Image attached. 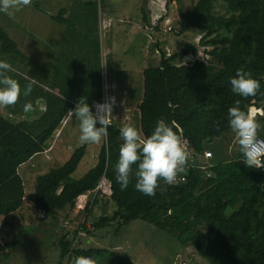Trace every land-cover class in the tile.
<instances>
[{
	"label": "trees",
	"instance_id": "16d2710c",
	"mask_svg": "<svg viewBox=\"0 0 264 264\" xmlns=\"http://www.w3.org/2000/svg\"><path fill=\"white\" fill-rule=\"evenodd\" d=\"M170 1L166 3L167 12ZM219 3L225 12L216 9ZM65 13L62 8L51 18L65 24V39L73 41L75 22ZM177 13L182 30L196 29L199 40L197 43L185 42L169 55L159 44V61L141 71L143 94L134 109L142 139L151 134L158 120L169 125L176 122L178 127L174 130L182 135L183 144L195 154L188 159L184 179L166 186L163 193L158 189L154 197L145 196L135 189L136 165H133L128 188L121 191L113 165L123 142L119 129L126 123L112 119L108 136L97 154L98 160L82 176L76 178L72 174L87 153L85 143L63 164L35 179L32 200L37 213L43 209L46 216L56 218L64 209L74 207L80 196L86 195L83 209L86 214H91L92 205L98 201L97 193L92 200H87V194L97 192L102 179L109 182V199L116 206L111 214H104L90 224L84 220L74 232H62L58 241L60 256L55 264H62L69 252L73 262L77 256H87L95 264H134L121 251L101 244V240L95 244L90 236L103 239L108 232L104 231L106 227L116 224V233L120 227L138 219L164 231L180 245L193 242L210 264H264V172L246 167L240 161L243 156L239 150L235 156L209 165L196 157L204 156L206 151L212 153L209 158L215 155L207 145L218 139L220 145L224 142L222 137L230 131L228 108L234 106L237 99L245 111L264 99V0H197L188 9L179 8ZM144 18L150 28L143 32L151 37L158 23L154 27L148 15ZM0 44L5 54L25 61L30 59L2 25ZM99 47L98 42L96 64L90 70L89 62L85 80L90 78L91 82L97 76L101 84ZM199 52L206 58L200 57ZM188 55L193 59L177 63L178 59ZM237 68L251 71L259 80L261 88L254 97L245 99L231 92L230 77L235 75ZM9 75L17 76L24 86L32 82L31 94L24 96L22 93L20 98L30 103L43 99L44 111L35 120L14 121L0 115V217L13 214L24 205L25 183L20 166L49 148L48 140L80 99L92 110L93 100L103 99L100 89L96 97L83 98V92L72 96L73 90L80 87L78 80L70 84V95L65 94L63 91L70 76L64 72L59 73L62 82L57 92L17 72L12 71ZM159 183L164 184L163 180ZM84 237L88 240L86 246H83Z\"/></svg>",
	"mask_w": 264,
	"mask_h": 264
},
{
	"label": "rangeland",
	"instance_id": "374dc122",
	"mask_svg": "<svg viewBox=\"0 0 264 264\" xmlns=\"http://www.w3.org/2000/svg\"><path fill=\"white\" fill-rule=\"evenodd\" d=\"M35 1L36 0H32V3ZM52 1H54V4L56 3L58 7L65 6L67 9L73 7L75 13L72 12L69 17L72 21L76 20V12H80V15H82V22L80 21V25L78 26L77 23L74 26L76 34L74 33L73 41L67 39L66 43L64 41H59V44L56 43L55 46L53 44L52 58L48 59L52 64H55L56 67L54 66V69H56L60 61V58L57 59L59 49L62 51L60 52L62 55L69 52V55H67L68 63L72 64H70V66L67 64V67H63L64 72L70 76L67 81L65 80L68 84L63 92L70 95V84L74 80L79 81L80 87L73 90V93H71L72 96L75 93L81 94V92H83V98H87L89 95H95L99 88L101 89V84L98 82L97 76L93 77V75H91V77H93L91 82L90 78L87 81L84 80V77L89 62L90 70L93 69V64L97 58V43L99 42L100 46L102 45L104 47V50L105 45L108 44L111 48V52L105 55L108 76L113 78L120 76V79L127 76V79H124L123 82L133 80L131 84L132 89L128 88V95L124 94V90L126 89L125 86H123V89H106L104 98L108 95H114L117 100V104L113 108L110 117L112 119L117 117L127 122L131 121L130 124L139 129L138 115L134 107L142 98L143 94V78L141 71L144 67L156 64L159 61L160 54L157 51L159 44L161 48L167 52V55H169L183 46L185 42H198L200 37L198 31L196 29L182 30V25L177 13L179 8L188 9L197 0H171L168 12L166 5L167 0ZM87 2H92V4L88 5ZM38 3L43 4L41 1ZM95 4L96 8L94 7ZM138 6H140V9H143L142 11L145 10L148 12L144 15L149 16L154 27L155 24L158 23V28H155V33L151 37L144 34L143 30L136 27L137 25H141V19L144 18L141 13L139 14ZM54 7H56V5H50L49 7L45 6L44 3L41 8L49 9L52 13L56 14L58 9L54 10ZM106 9L114 13L111 19L113 27L106 29L107 27L102 26L104 25L102 22L100 29L97 25V19L99 17H102L100 18L101 20L104 19ZM216 9L225 12L224 7L220 3L216 5ZM133 11L134 13L138 12V14L136 13L133 15ZM42 12L45 13L44 10H42ZM39 16L45 18L35 10L33 4H31L30 7H25L21 11L16 12L12 18L0 13V22L17 25L19 32L14 33L16 37H14V39L19 41L17 43L23 54L24 52L21 47L25 48L24 51L28 52L29 50L27 47L31 44L27 43V40L21 36V31H23L24 34L28 33L31 37L38 36V30L34 28L32 24L44 26L45 22L42 21ZM49 20L50 19H48V21ZM108 25L109 24H107V26ZM55 28L57 41V36L59 35V38H61L62 32H58L59 26L57 24ZM165 29H167V32L164 34ZM180 30H182L181 33H179ZM163 37L165 39H163ZM35 40L40 42L38 39ZM147 40H149V47L145 46ZM142 43L145 45H142ZM41 44L42 46L39 47L38 51L47 49L48 45L45 44V42ZM42 54L47 55L41 53V55ZM198 55L206 58L201 52H199ZM12 58H15V55H9V57L4 56V59L12 64L15 72H19L22 76L29 77L32 81H38L40 84H44L47 89H50L52 92L59 91V84L62 82L59 77H53L51 80L43 79L48 75L47 72L46 75L44 73L46 70L44 66L46 65L38 66L34 64V66L30 65L29 67L26 65L25 68H22L20 64ZM191 59H193V57L188 55L178 59L177 63L183 64ZM64 63H66V61ZM39 67H41V77H39ZM99 67L101 73V65H99ZM132 68L135 69L129 71L127 74L123 71ZM119 72H121V74H119ZM55 78L57 79L55 80ZM126 93H128L127 89ZM97 102L98 101H94L93 105ZM26 103L31 104L33 107L35 104V102L30 103V101L25 100V104ZM42 103L44 104V101L40 102L38 107L44 110V106L41 105ZM256 106L258 109H262L263 113L256 115V119L261 125L258 136L264 137V99ZM33 107H31V110ZM28 113L29 111L25 114V118H28ZM19 114L22 117V114ZM14 120H17V118L15 117ZM99 126L100 125L97 124V127ZM79 137V121L68 113L63 118L62 124L48 140V142H50L49 148L42 153L34 155V157L30 159V162H25V164L20 166L21 175L25 183V203L18 211L13 213V215L5 217L6 219H4L3 224L0 225V264H55L60 256L58 241L62 232H74L84 220H87V223L90 224L94 222L96 218L104 214H111L116 208L115 204L109 199V194L111 192L109 182L106 179H102L100 183L101 186H98L99 189H97V192L94 191L87 194V200H92L95 193H97L98 201L96 204L92 205L91 214H86V211L83 209L86 203L85 195L77 199L74 207L66 208L58 213L56 218L46 216L40 220V216L36 212L31 199L34 195L35 179L39 174L45 173L50 168L63 164L69 155L83 144ZM222 139L224 140V142H221L222 146L218 142L219 139L207 145V149L212 150L215 155L213 154L214 156L212 158L203 159L205 164L209 165L213 161L223 160L237 154L236 151L239 150V146L235 142V134L232 132L231 128L228 133L224 134ZM104 140L105 139L102 138L100 143H85L88 146L87 153L80 162L77 170L72 174L73 177L77 178L82 176L93 163L98 160L97 154ZM116 227V224L111 227H106L104 231L107 230L108 232H106L103 239L97 238V241L95 237L90 236V240H94L93 242L95 244H98V242H100L99 240H101V244H108L109 247L121 251L124 255L131 258L134 264H210L203 255V251L198 250L193 242L180 245L164 231L154 227V225L140 221V219L133 221L129 225L120 227V230L116 232L117 234L114 232ZM82 239L83 246H86L88 240H85V237Z\"/></svg>",
	"mask_w": 264,
	"mask_h": 264
},
{
	"label": "clouds",
	"instance_id": "9594fccd",
	"mask_svg": "<svg viewBox=\"0 0 264 264\" xmlns=\"http://www.w3.org/2000/svg\"><path fill=\"white\" fill-rule=\"evenodd\" d=\"M31 4L32 0H0V13L12 18L16 12L30 7ZM12 71V64L6 59H0V107L15 105L21 96L18 80L9 75ZM230 84L231 92L245 99L254 97L261 88L259 80L253 77L252 72L243 68L236 69L235 75L230 77ZM32 90L33 84L30 81L24 86L23 95L29 96ZM116 104V97L108 95L103 102L95 104V113L81 99L69 110L70 115L79 121V139L82 143H100L102 138L106 140L111 127L109 116ZM240 104L241 101L237 99L227 112L229 127L235 134V142L243 156L240 161L249 168H264V139L258 136L261 125L256 119V115L260 113L255 114L251 109L242 110ZM30 110L31 104L26 103L24 111ZM97 124L100 126L97 127ZM175 127H178L175 121L169 125L164 120H158L151 134L143 139L138 129L131 124H125L119 129L123 142L119 146L113 169L121 191L128 188L133 165H136L135 189L145 196L154 197L158 189L163 193L166 186L183 179L180 174L186 170L188 153L183 145L182 135L174 130ZM160 180H163V185L159 183ZM74 264L95 262L91 257L77 256Z\"/></svg>",
	"mask_w": 264,
	"mask_h": 264
},
{
	"label": "crops",
	"instance_id": "0c3cea01",
	"mask_svg": "<svg viewBox=\"0 0 264 264\" xmlns=\"http://www.w3.org/2000/svg\"><path fill=\"white\" fill-rule=\"evenodd\" d=\"M43 2V4L45 3V6H49L50 7V5H56V7H54V10L55 9H58V12L56 13V14H58L59 13V11L62 9V8H64L65 10H66V13H65V16L66 17H70L71 16V14H72V12H74V9H73V7H71V8H69V9H67V8H65V6H60V7H58V5L55 3L54 4V1H52V0H36L35 2H33L32 4L35 6V10H37L38 12H39V14L40 15H43L45 18H41L40 16V18H41V20L42 21H44L45 22V24H44V26H41V25H39V24H32V26L34 27V28H36L37 30H38V36H35V37H31V36H29L28 35V33L27 34H24V32L23 31H21V36L25 39V40H27V43H29V44H31V45H29L28 47H27V49L29 50L28 52H26V51H24V49L25 48H23V47H21L22 49H23V52H24V54L27 56V57H29L30 59L29 60H27V61H25V60H21L19 57H15V58H12V59H14V60H16L19 64H20V66L22 67V68H25V66L26 65H28L29 67H30V65L31 66H34V64H36V65H38V66H41V65H46V66H44L45 68L44 69H46L45 70V75H46V72H47V76L46 77H44L43 79H45V80H51V79H53V77H59V73L61 72V74L64 72V70H63V67L64 66H66L67 67V64L70 66V64H72V63H68V57H67V55H69V52H67V53H64V55H62V53H60V52H62L60 49H59V54L57 55V59L58 58H60V61H59V63H58V65L59 66H57L58 68H60V69H58V68H56V69H54V66H55V64H52L48 59L49 58H52V48H53V44H54V46H55V44L56 43H58L59 44V41L60 42H65L66 43V39H65V30H66V27H65V24H62V23H59V22H57V21H55L54 19H52L51 18V15H56V14H54V13H52V11H50L49 9H43V8H41L42 6H43V4L42 3H38V2ZM75 7V6H74ZM137 9V8H136ZM138 12H139V14L141 13L142 14V16H145L144 14L145 13H148V12H146L145 10L144 11H142L143 9H140V6H138ZM42 10H44L45 11V13L44 12H42ZM113 11H109V9H106V12L104 13V19H100V18H102V17H99L98 19H97V25H98V27L101 29V24H102V22L104 23V25H102L103 27H107L106 29H108V28H112L113 26H112V22H111V19L113 18L112 17V15L114 14V13H112ZM138 12H136L137 14H138ZM75 13V12H74ZM77 14H76V20L74 21L75 22V24H77L78 26L80 25V21L82 22V15H80L81 13L80 12H76ZM118 13H120V12H118ZM136 13H134V11H133V15H135ZM38 15V14H37ZM137 17H140V16H137ZM146 17H147V15H146ZM110 18V19H109ZM48 19H50L49 21H48ZM100 20H101V22H100ZM142 20V22H140L141 24H146V23H148L146 20H145V18H143V19H141ZM41 21V22H42ZM56 24L59 26V31L58 32H62V35H61V38H59V35L57 36V41H56ZM107 24H109L108 26H107ZM139 24V23H138ZM0 25H2L3 27H4V29L8 32V34L14 39V37H15V35H14V33H18L19 32V29L17 28V25H10L9 23H6V22H0ZM16 27V28H15ZM137 27V26H136ZM84 30V29H83ZM47 36V37H46ZM16 38V37H15ZM18 38H19V36H18ZM35 39H38V41H40V42H37V40H35ZM15 41H16V43L17 42H19V41H17V39H14ZM45 42V44H47L48 46H47V49H43V51H38V49H39V47H41L42 46V44L41 43H44ZM144 43H142V45H143ZM149 40H147L146 41V47H149ZM17 45H18V43H17ZM100 45V44H99ZM19 47V46H18ZM100 65H101V97L103 98L102 99V101L103 100H105V93H106V89L107 90H110L111 88L113 89L114 88V90L115 89H119V88H124L123 86H125V88L128 90V93H126V89L124 90V94L125 95H128L129 94V89H132V81H129V82H123L124 81V79H127V76H125V78H123V79H120V76H117V78H113V77H111V76H108V73H107V67H106V59H105V55H107L108 53H110L111 52V48L109 47V45L108 44H106L105 45V50H104V47L101 45L100 47ZM20 49V48H19ZM41 53H44V54H47V55H41ZM9 55H11V54H5L4 52H2V50H1V44H0V58H2V59H4V56H6V57H9ZM43 57V58H42ZM145 57V56H144ZM56 58V57H55ZM66 61V63H64ZM94 64H96V63H94ZM108 66V65H107ZM28 67V68H29ZM56 67V66H55ZM136 67V66H135ZM32 68V67H31ZM135 68H132V69H130V70H123V71H125V73L127 74V73H129V71H131V70H134ZM39 74H40V76L39 77H41V67H39ZM106 70V71H105ZM15 72V71H14ZM55 72V73H54ZM122 72V71H121ZM121 72H119V74H121ZM54 73V74H53ZM64 73H66V72H64ZM17 74H19L20 75V73L19 72H17ZM63 76V75H62ZM27 77V76H26ZM29 78V77H28ZM57 78H55V80L57 79ZM59 78H61V77H59ZM85 78V77H84ZM111 78V79H110ZM15 79H17L18 80V82H19V84H20V86H21V95H22V93H23V84H22V80H19V78L17 77V76H15ZM67 79H69V78H67ZM85 80V79H84ZM24 83V82H23ZM112 84V85H111ZM129 88V89H128ZM99 89H98V91H97V93H95V95H94V97H96V95L98 94L99 95ZM41 100V101H40ZM43 101V99H41V98H39L38 100H36L35 101V104H34V107L31 105V107H33L32 108V110H31V112L29 111V113H28V118H25V114L27 113V112H25L24 111V105H25V100L22 98H19V100H18V102L15 104V105H13V106H8V107H0V115H2L4 118L6 117V118H10V119H12V120H14V118L16 117L17 118V120L18 119H27V120H35V119H37V118H39L40 117V115L43 113V111L44 110H41V108L40 107H38V105L40 104V102H42ZM94 101H98V102H101V101H99L98 99H94L93 100V102ZM42 106H43V104H41ZM40 105V106H41ZM41 106V107H42ZM15 107H19V109L18 110H16V111H14L15 109ZM19 113H21L22 114V117L20 116V114ZM15 121V120H14ZM34 157V156H33ZM32 157V158H33ZM31 158V159H32ZM31 160L29 159L27 162H30ZM23 164H25V163H23ZM31 199H32V197H31ZM25 203V202H24ZM32 203H33V200H32ZM10 215H13V214H10ZM6 217H8V216H6ZM4 219H6L5 218V216H1L0 217V225L1 224H3V222H4Z\"/></svg>",
	"mask_w": 264,
	"mask_h": 264
},
{
	"label": "built area",
	"instance_id": "2783aa9c",
	"mask_svg": "<svg viewBox=\"0 0 264 264\" xmlns=\"http://www.w3.org/2000/svg\"><path fill=\"white\" fill-rule=\"evenodd\" d=\"M137 27H138L139 29H141V30L146 31V32H147V30L150 28V26H149L148 24L137 25ZM103 101H104V100H103ZM103 101H101V102H103ZM97 103H100V102H97ZM95 104H96V103H95ZM95 104L93 105V110H92L93 113H95V111H96V109H95ZM115 118H117V117H115ZM109 119H110V121L112 120V118H111L110 116H109ZM123 122H125L126 124H130L131 121L127 122V121H124V120H123ZM259 138H260V139H264V137H261V136H259ZM183 145H184V147L187 149L188 159L193 158V157L195 156V154L192 153V152L190 151V148H189L187 145H185V144H183ZM211 155H212V153H211L210 151H206V152L204 153V156H201V155L198 156V155H196V157H198L197 159H198L200 162L203 163V162H204L203 159H205V158H207V157H209V156H211ZM260 169L264 172V168H260ZM180 176L183 177V179H184V174H183V173H181ZM38 215H39L41 218H44V217L46 216V213H45V211H44L43 209H39V210H38ZM79 233H81V230H80V229H79ZM75 242H76V240L74 241L73 246H74ZM70 255H71V252L68 253L67 257L64 259V261H63L62 264H73V263H74L73 261L70 260ZM182 264H184V263H182Z\"/></svg>",
	"mask_w": 264,
	"mask_h": 264
},
{
	"label": "bare ground",
	"instance_id": "6f19581e",
	"mask_svg": "<svg viewBox=\"0 0 264 264\" xmlns=\"http://www.w3.org/2000/svg\"><path fill=\"white\" fill-rule=\"evenodd\" d=\"M251 110H252L255 114H257V113L263 114V113H262V109H258L257 106H256V107H252Z\"/></svg>",
	"mask_w": 264,
	"mask_h": 264
}]
</instances>
